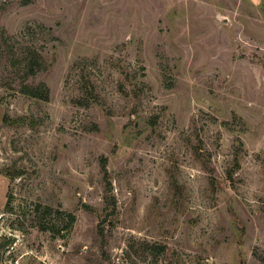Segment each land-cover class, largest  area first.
<instances>
[{"label":"rangeland","instance_id":"obj_1","mask_svg":"<svg viewBox=\"0 0 264 264\" xmlns=\"http://www.w3.org/2000/svg\"><path fill=\"white\" fill-rule=\"evenodd\" d=\"M17 263L264 264V0H0Z\"/></svg>","mask_w":264,"mask_h":264},{"label":"trees","instance_id":"obj_2","mask_svg":"<svg viewBox=\"0 0 264 264\" xmlns=\"http://www.w3.org/2000/svg\"><path fill=\"white\" fill-rule=\"evenodd\" d=\"M28 53H29V58H30V62L28 63V68L30 71H36L37 68L41 66V64L39 63V56H41V54L37 49L33 47L29 48ZM22 90L29 95L37 96V97H41L45 99H48L50 96V87L46 82H41L37 85L25 83L23 85ZM84 92H85V95L80 99L81 103L89 104L91 102L98 101V96L95 92V87L93 83L91 82V80L87 79L84 81ZM10 204H11V197L10 195H8L6 207H10ZM43 227L46 228V225H43Z\"/></svg>","mask_w":264,"mask_h":264},{"label":"crops","instance_id":"obj_3","mask_svg":"<svg viewBox=\"0 0 264 264\" xmlns=\"http://www.w3.org/2000/svg\"><path fill=\"white\" fill-rule=\"evenodd\" d=\"M2 176H3V178H2V180L4 181V183H8V181H7V177L4 175V174H2Z\"/></svg>","mask_w":264,"mask_h":264},{"label":"built area","instance_id":"obj_4","mask_svg":"<svg viewBox=\"0 0 264 264\" xmlns=\"http://www.w3.org/2000/svg\"><path fill=\"white\" fill-rule=\"evenodd\" d=\"M18 264V263H17Z\"/></svg>","mask_w":264,"mask_h":264}]
</instances>
